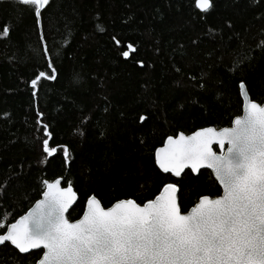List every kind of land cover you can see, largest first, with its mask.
Returning <instances> with one entry per match:
<instances>
[{
    "label": "trees",
    "instance_id": "1",
    "mask_svg": "<svg viewBox=\"0 0 264 264\" xmlns=\"http://www.w3.org/2000/svg\"><path fill=\"white\" fill-rule=\"evenodd\" d=\"M194 3L49 0L37 26L30 7L0 0V219L14 223L54 179L77 194L70 221L90 196L105 208L142 206L166 183L182 212L217 196L208 171L160 172L155 149L168 136L229 127L242 114L241 83L264 103V0H210L206 13ZM40 72L55 75L33 87ZM40 256L0 247V264Z\"/></svg>",
    "mask_w": 264,
    "mask_h": 264
},
{
    "label": "snow or ice",
    "instance_id": "2",
    "mask_svg": "<svg viewBox=\"0 0 264 264\" xmlns=\"http://www.w3.org/2000/svg\"><path fill=\"white\" fill-rule=\"evenodd\" d=\"M14 2L30 7L39 26L49 0ZM194 7L206 13L210 0H195ZM121 55L127 58L128 51ZM54 75L40 72L31 84ZM240 88L243 92V83ZM43 131L50 136L47 127ZM42 150L47 156L57 151L48 139ZM155 165L175 177L185 169L193 174L210 169L218 194L199 196L184 212L172 183L142 206L120 199L105 208L90 196L82 216L70 221L65 213L75 199L71 187L62 188L59 179L46 181L43 198L27 214L14 223L0 219L6 229L0 245H11L21 255L42 249L36 264H264V105L245 97L243 114L231 120V127L168 136L155 150Z\"/></svg>",
    "mask_w": 264,
    "mask_h": 264
},
{
    "label": "water",
    "instance_id": "3",
    "mask_svg": "<svg viewBox=\"0 0 264 264\" xmlns=\"http://www.w3.org/2000/svg\"><path fill=\"white\" fill-rule=\"evenodd\" d=\"M195 4V3H194ZM198 10V9H197ZM199 11V10H198ZM239 95H240V97H241V100H242V114H243V104H244V98L245 97H247L249 100H250V98H249V95H247V92H246V89H245V86H244V89H243V92L241 91V88H240V86H239ZM251 101V100H250ZM253 102V101H252ZM261 105H264V103H262ZM241 114V115H242ZM229 127H231V125L229 126ZM204 128H207V127H204ZM213 129H215V130H219L220 128H214V127H212ZM200 130V129H199ZM197 131V130H196ZM195 132V131H194ZM193 133V132H192ZM191 133V134H192ZM180 134V133H179ZM191 134H188V135H191ZM185 135V134H184ZM164 147V143L160 146V147H158V148H163ZM212 148H213V150L215 151V149H217V151H215V152H217V153H219L220 152V149H219V147L218 146H216L215 144H213L212 145ZM156 150V149H155ZM225 150H226V146H225ZM154 163H155V155H154ZM158 168V167H157ZM186 170H188L191 174H193L192 172H191V170L190 169H185L184 171H186ZM160 171V170H159ZM200 171H208L209 173H211V171H210V169H207V168H200V169H198V171H197V173L198 172H200ZM183 173V172H182ZM181 173V174H182ZM197 173H195V174H193V175H198ZM213 179H214V177H213ZM55 180H57V179H54L53 181H55ZM60 180V186L62 187V188H68V187H71L70 186V184H66V186H62V183H63V181L61 180V179H59ZM46 182V181H45ZM48 182V181H47ZM217 183V185L219 186V184H218V182H216ZM44 186H45V183H44ZM71 189H72V191H73V188L71 187ZM73 193H74V195H75V199L71 202V204L69 205V208H68V210H67V212L65 213V216H66V218H67V216H68V212L75 206V203L77 202V199H78V197H77V194L73 191ZM178 193H179V190H178V188H177V192H176V197H177V202H178V205H179V200H178ZM159 195V194H158ZM157 196V195H156ZM94 197V196H93ZM43 197H42V195H41V198L40 199H42ZM211 198H215V197H211ZM39 199V200H40ZM88 200V199H87ZM87 200H86V202H85V208H86V206H87ZM36 203V202H35ZM35 203L32 205V207L35 205ZM32 207H30L29 209H31ZM85 208H84V210H85ZM29 211V210H28ZM27 211V212H28ZM27 212L25 213V214H27ZM84 212V211H83ZM83 212H82V214H83ZM25 214H23L22 216H24ZM82 214H81V216H82ZM22 216H20V217H22ZM20 217H18L17 219H19ZM68 220H69V218H67ZM4 231H6V229L4 230ZM2 245H0V247H1ZM34 251H41V255H42V252H43V250L42 249H33V250H30L29 251V253H26V254H30L31 252H34ZM26 254H23V255H26ZM36 264V263H35Z\"/></svg>",
    "mask_w": 264,
    "mask_h": 264
}]
</instances>
